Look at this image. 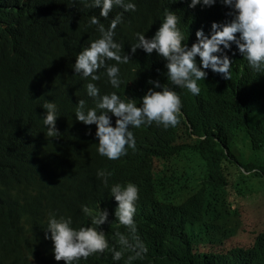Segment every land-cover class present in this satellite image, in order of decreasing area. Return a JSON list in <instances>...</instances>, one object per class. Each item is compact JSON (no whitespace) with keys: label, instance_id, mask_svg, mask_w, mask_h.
Segmentation results:
<instances>
[{"label":"trees","instance_id":"1","mask_svg":"<svg viewBox=\"0 0 264 264\" xmlns=\"http://www.w3.org/2000/svg\"><path fill=\"white\" fill-rule=\"evenodd\" d=\"M141 1L133 0L139 11L153 12L144 26L148 32L157 29L168 8L184 13L197 28L220 16L221 23L232 19L219 0L191 11L189 0ZM93 15L108 27L91 0H0V264H55L52 241L44 238L48 214L71 216L74 227L88 226L96 206L108 211L98 227L109 246L119 249L114 233L127 230L113 215L116 202L108 188L129 181L138 187L133 219L147 248L135 264H264V229L250 247L217 251L242 228L229 201L228 167L236 169L239 193L245 187L264 190V83H257L262 77L249 70L241 74L247 62L234 57L229 69L234 77L206 70L207 77L197 82L200 93L193 95L167 84L158 61L139 55L138 48L129 53L130 45L118 38L122 29H114L129 61L119 65L120 90L110 84L105 89L144 93L152 87L150 79L159 80L177 92L181 107L176 125L139 128L133 133L135 150L125 145L126 153L110 160L96 151L94 125L77 121L73 111L78 99L94 106L86 95L88 78L72 69L77 52L99 36L89 23ZM98 72L107 82L103 69ZM44 100L57 104L56 137L47 136L42 122ZM98 169L111 173L107 186L96 176ZM129 254L114 261L106 248L76 263L128 264Z\"/></svg>","mask_w":264,"mask_h":264},{"label":"clouds","instance_id":"2","mask_svg":"<svg viewBox=\"0 0 264 264\" xmlns=\"http://www.w3.org/2000/svg\"><path fill=\"white\" fill-rule=\"evenodd\" d=\"M215 2L216 0H190L188 7L200 4L211 8ZM219 2L229 7L232 19L226 23L211 22L207 35L202 29H197L196 39L190 46L184 42L185 35L177 26V14L165 10L163 19L153 35L146 37L142 32L134 33L135 42L129 46V53L135 52L137 48L147 54L155 50L165 61L164 68L171 84L186 88L193 95L200 93V85L197 82L207 77L206 70L219 73L224 79L230 78L232 61L228 52L233 50L232 45H235L234 51L239 52L253 70H264V0ZM114 5L122 7L125 11H134L136 8L133 0H91V6L99 8L101 17H108ZM120 21L121 14L117 13L105 28L95 15L91 16L89 23L96 25L99 36L77 52L72 66L73 73L88 78L85 84L86 95L94 101V106L88 107L84 99H78L73 109L75 119L85 125H94L96 151L110 160L124 155L127 148L135 147V137L130 126L139 128L152 122L164 128L174 126L181 107L177 92L154 79L148 81L152 87L147 88L139 97V104L136 98H122L114 91L100 93L94 83L101 78L98 70L103 69L107 83L115 89L121 84L119 65L129 61V54L122 53V45L113 38L114 29ZM108 60L115 63L108 64ZM42 108L45 110L42 122L46 126L47 136H58L55 127L56 118L59 116L57 104L44 100ZM112 117L115 118L114 122ZM110 175L111 173L104 169L96 171V176L105 186L108 185ZM108 191L116 202L113 215L127 230V234L120 231L114 233L120 248L110 247L105 232L98 227L107 221L106 209L96 206L91 223L79 227L73 226L71 216L49 213L44 227V238L52 241L55 260L71 264L76 259L87 258L93 253L103 252L106 248L111 252L114 261L119 260L125 251L130 253L127 261L143 258L147 248L137 235L133 219L136 212L135 202L138 199L137 185L130 181L124 184L116 182L110 185ZM82 208L85 213L90 212L86 206Z\"/></svg>","mask_w":264,"mask_h":264},{"label":"bare ground","instance_id":"3","mask_svg":"<svg viewBox=\"0 0 264 264\" xmlns=\"http://www.w3.org/2000/svg\"><path fill=\"white\" fill-rule=\"evenodd\" d=\"M134 1H139V2H144V1H141V0H134ZM145 1H148V0H145ZM190 2V0H189ZM187 8H188V11H191V10H195V9H199V7L196 5L194 7H188L187 5ZM168 10L171 11V9L168 8ZM117 13H120L121 14V21L120 23H118L115 27V30L118 29V28H121L122 29V32L120 33V35L122 36H118V38L124 40L128 45H131L132 43L135 42V36H134V33L136 32H142L144 33V35L146 37H150L151 35H153V31L151 32H148L145 30L144 26L147 22L153 20V12H149L148 14H144L142 13L141 11H139L137 8H135L134 11L132 10H128V11H125L124 9H118L116 7H113L112 10L109 12L108 14V17L107 20L108 22H110V20L117 14ZM186 13V12H185ZM177 16H178V22H177V26L181 29L182 33L185 35V38L186 40L184 41L185 43H187L189 46L191 45L192 43V39H196L195 37V32L197 29H202L203 32L206 34L207 33V29L210 27V24L211 22L215 21L217 23H221L222 21V17L220 16L217 20H211V22L209 24H205V23H201V25L197 28L196 25H194L186 16L184 13H176ZM187 16H189L187 13H186ZM190 17V16H189ZM161 22V21H160ZM160 24V23H159ZM159 27V25H158ZM157 27V28H158ZM129 40L131 41V43L129 42ZM139 49V55H144V56H147V57H151L153 60H156L158 61L161 66L163 67V70L165 72V75H166V69L164 68V59L162 57H160L156 52L155 50H153L152 53L150 54H147L145 53L142 49L138 48ZM235 48H233L232 53L228 52L229 56H230V59L231 61L233 62V58L234 57H238V56H241L239 54V52H236L234 51ZM137 50V49H136ZM138 53V51H137ZM245 59V58H244ZM246 60V59H245ZM247 62V61H246ZM232 64V63H231ZM231 66V65H230ZM241 70V74L245 71H252V72H255L257 73V76L262 77L260 79H258L257 83H264V72L263 71H260V72H257L255 70H253L247 63V65L244 67V68H240ZM235 74L232 77H234ZM249 78H252L251 75H248ZM229 78V79H231ZM165 80L167 81V84H171V82L167 79V76H165ZM98 88H99V91L101 94H104V93H107L109 92V90H106L105 89V85L108 86V83L103 79L102 75H101V78L97 81L94 82ZM104 85V86H103ZM129 86H132L131 84H128L127 85V88ZM120 90V86H118V91ZM144 93H142V89L139 88L138 91H130V94H126V93H120L119 96H121L122 98L123 97H133V98H136L137 99V103L139 104V97H141ZM114 122V117L111 118ZM152 123H155V122H152ZM145 126H150V124H147V125H144V126H141V127H145ZM139 127V128H141ZM139 128H135V127H131L130 126V130L135 133ZM140 137H143L145 136V134H140L139 135ZM133 150H135V147L132 148ZM125 157V156H124ZM123 157V158H124ZM171 165H174V163L172 162ZM258 181V180H256ZM259 182V181H258ZM264 195V194H263ZM106 238L108 239V237L106 236ZM228 251V250H227ZM130 255V254H129ZM53 263L55 264H64L63 260H55L54 258L52 259ZM128 264H135L134 263V260H131V261H127ZM81 263V262H80ZM71 264H77L76 263V260L72 261Z\"/></svg>","mask_w":264,"mask_h":264},{"label":"rangeland","instance_id":"4","mask_svg":"<svg viewBox=\"0 0 264 264\" xmlns=\"http://www.w3.org/2000/svg\"><path fill=\"white\" fill-rule=\"evenodd\" d=\"M264 157V155H262ZM228 178L229 201L234 209L239 211V219L242 221V228L239 234L228 241L226 248H217V251L226 249L250 247L256 236L264 229V190L253 193L247 187L240 193L237 191L239 178L234 167L226 170ZM257 185V182H255ZM250 185V184H249Z\"/></svg>","mask_w":264,"mask_h":264}]
</instances>
